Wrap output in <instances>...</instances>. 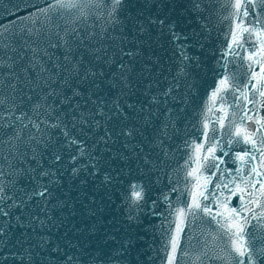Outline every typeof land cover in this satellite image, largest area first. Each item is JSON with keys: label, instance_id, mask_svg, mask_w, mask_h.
I'll return each mask as SVG.
<instances>
[{"label": "snow or ice", "instance_id": "snow-or-ice-1", "mask_svg": "<svg viewBox=\"0 0 264 264\" xmlns=\"http://www.w3.org/2000/svg\"><path fill=\"white\" fill-rule=\"evenodd\" d=\"M0 264H264V0H0Z\"/></svg>", "mask_w": 264, "mask_h": 264}]
</instances>
